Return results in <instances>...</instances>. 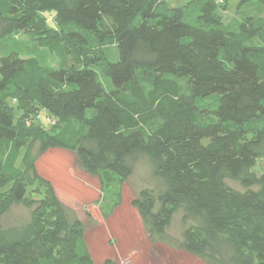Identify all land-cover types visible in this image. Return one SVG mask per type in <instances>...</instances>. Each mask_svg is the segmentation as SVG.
<instances>
[{"label": "trees", "instance_id": "obj_1", "mask_svg": "<svg viewBox=\"0 0 264 264\" xmlns=\"http://www.w3.org/2000/svg\"><path fill=\"white\" fill-rule=\"evenodd\" d=\"M169 1L0 0V264H94L56 197L2 224L30 201L49 149L120 181L143 162L131 204L151 233L179 213L180 249L264 264V0H241L236 27L217 14L223 1ZM27 105L50 124L35 156L20 139Z\"/></svg>", "mask_w": 264, "mask_h": 264}, {"label": "rangeland", "instance_id": "obj_2", "mask_svg": "<svg viewBox=\"0 0 264 264\" xmlns=\"http://www.w3.org/2000/svg\"><path fill=\"white\" fill-rule=\"evenodd\" d=\"M185 1L172 0L167 5L180 6ZM240 1L218 0L222 2V7H217V14L226 25L236 27L241 11L247 6L238 8ZM16 37L26 40L22 33ZM79 60L78 57H70L68 63L78 66ZM44 63L56 67L58 60L46 55ZM26 108L32 111L20 128V139L26 140V147L30 143V151L35 156L40 144L39 138L50 124L44 110L32 105ZM35 166L39 178L31 184L27 199L30 201L10 207L1 219L6 227L25 222L31 210L39 206L40 199L45 198L50 202L53 196L62 205L66 219L77 221L94 264H103L106 260L113 264H211L177 247L181 231L179 213L173 218L164 236L149 231L131 204L137 192L146 185L147 169L143 162L137 163L132 175L123 181L112 175L89 174L75 153L65 149L47 150L37 157ZM263 170L264 159H260L254 171L260 174ZM227 183L236 189L242 188L237 181L228 180Z\"/></svg>", "mask_w": 264, "mask_h": 264}]
</instances>
